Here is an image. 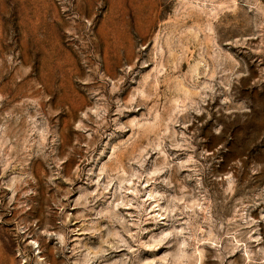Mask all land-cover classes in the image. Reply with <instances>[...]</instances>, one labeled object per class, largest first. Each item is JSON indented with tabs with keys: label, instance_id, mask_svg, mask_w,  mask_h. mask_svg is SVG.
I'll return each instance as SVG.
<instances>
[{
	"label": "rangeland",
	"instance_id": "rangeland-1",
	"mask_svg": "<svg viewBox=\"0 0 264 264\" xmlns=\"http://www.w3.org/2000/svg\"><path fill=\"white\" fill-rule=\"evenodd\" d=\"M0 264H264V0H0Z\"/></svg>",
	"mask_w": 264,
	"mask_h": 264
}]
</instances>
